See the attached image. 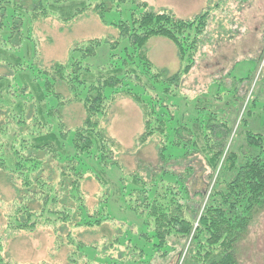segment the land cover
<instances>
[{
    "label": "trees",
    "instance_id": "1",
    "mask_svg": "<svg viewBox=\"0 0 264 264\" xmlns=\"http://www.w3.org/2000/svg\"><path fill=\"white\" fill-rule=\"evenodd\" d=\"M228 1L245 4L250 0ZM129 2L0 0V183L15 191L6 227L13 233L34 232L43 225L53 228L56 247L70 249V264H93L87 257L91 252L110 264H144L147 253L139 243L122 246L127 233L152 246L155 258H167L189 243L182 264H239L242 237L264 208V132L246 130V153L234 150L224 156L221 146L225 134L232 135V131L225 122L216 133L215 122L220 118L213 108L220 98L200 95L195 109L206 119L197 117L191 125L179 122L173 102L189 101L181 86L196 66L197 56L212 44L209 36L214 38L218 31L209 34L211 20L227 0H210L193 19L178 18L168 10L155 12L148 3L132 0L136 9L131 19L113 25L118 32L115 39L80 42L72 47L66 63L45 66L40 58L33 36L35 23L56 19L71 24L92 13L107 25V14L121 11ZM152 38L175 45L182 65L179 72L169 74L156 68L147 48ZM235 65L226 81L232 82L229 77ZM61 86L69 96L61 94ZM123 97L132 99L143 113L144 131L136 144L160 140L161 167L124 169L121 145L103 126L113 105ZM253 98L249 104L253 101L255 106ZM74 103L84 107L86 118L82 126L71 130L63 112ZM245 122L242 118L241 123ZM169 148L183 151L182 156L171 155ZM199 154L212 177L217 174V182L208 201L197 209L196 199L207 200L204 193L192 191L196 168L190 158ZM174 163L182 165L183 171L169 169ZM114 168L121 172L115 182L109 173ZM87 178L105 190L93 210L87 206L84 191ZM110 202L133 213L144 233H137L138 226L133 225L127 233L104 242V252L98 243L87 244L76 233L120 225L109 213ZM120 246L127 256H105L107 250L118 251ZM0 264L8 263L0 257Z\"/></svg>",
    "mask_w": 264,
    "mask_h": 264
},
{
    "label": "rangeland",
    "instance_id": "2",
    "mask_svg": "<svg viewBox=\"0 0 264 264\" xmlns=\"http://www.w3.org/2000/svg\"><path fill=\"white\" fill-rule=\"evenodd\" d=\"M130 1L121 7V11L113 10L107 14V25L92 13L84 15L71 24H64L56 19H46L35 23L33 36L37 41L43 64L48 66L53 62L66 63L70 50L80 42L92 39H115L118 32L113 25L130 20L133 10L136 9L132 0ZM140 1L148 3L151 10L155 12L172 11L182 19L195 18L210 4H207L206 0ZM216 31L218 32L214 38L209 36L212 44L204 48L197 56L196 66L181 86L182 93L189 97V101L177 99L173 102L178 107L179 122L186 121L191 125L197 117L204 121L206 119L204 114L197 115L196 99L200 95L209 99L219 97L213 108V111L217 113V120L220 118L219 122H215L218 126L215 129L216 133L222 131L219 126L220 123L225 122L229 123L232 131V135L225 134L226 137L221 146L224 156L234 150L246 153V130L251 129L255 133L264 132V0H250L245 4L227 0L221 11H217L211 20L209 34H214ZM147 48L152 62L159 70L167 71L169 74L181 70L178 51L172 42L164 38H152ZM234 63L236 65L229 77L232 82L226 81L228 70ZM2 72L0 70V74ZM219 82L228 83L229 86H220ZM59 88L62 95L69 96V91L65 87ZM207 90L209 93L205 94ZM252 98L257 99L255 106L252 104L253 101L249 104ZM63 114L64 122L71 130L82 126L86 118L85 109L79 103L70 105ZM242 118L246 120L243 124ZM103 126L108 135L120 143L122 148L119 152L120 160L127 172H133L143 166L153 169L161 167L157 150L159 139H154L145 146L136 144V139L144 131V118L141 108L132 99L120 98L111 108ZM168 152L176 157L183 154V151L174 148H169ZM190 159V164L196 168V182L192 191L204 193L206 200L216 185L217 174L212 177L213 172L201 154L194 155ZM169 169L176 173L183 171L182 165L177 166L175 163L170 165ZM109 173L111 181L114 182L121 175L117 168ZM84 191L87 196V206L90 210L95 209L98 199L105 190H102L96 181L87 178L84 182ZM14 195L13 189L5 183H0V257L8 264H70L68 261L70 249L67 246L56 247L57 238L53 228L43 225L34 232L20 233H13L7 229L6 215L13 209ZM196 200H199L197 209L208 201L207 199L203 202L200 197ZM120 205L112 202L108 205L109 213L111 212L120 225L107 224L97 232L86 234L81 231L76 233V236L82 235L81 240L87 244L98 243L100 251L105 252L104 242L112 241L116 235H123L124 231L127 233L133 225L138 226L137 233H144L141 221L133 213L121 211ZM123 222L127 224L124 226ZM123 236L122 246H125L127 242L136 245L139 243V246L147 253L144 264H182L189 246L187 243L184 250L183 245L179 246L167 258H155V250L152 246L139 242L138 237L130 233ZM120 247L118 251L107 250L105 256L115 259L127 256V252H124L125 248L121 247L122 250H120ZM87 254L89 261L93 264H110L101 261L103 259L97 252L96 255L94 252ZM237 255L239 264H264V208L259 209L254 216L246 234L242 237Z\"/></svg>",
    "mask_w": 264,
    "mask_h": 264
},
{
    "label": "crops",
    "instance_id": "3",
    "mask_svg": "<svg viewBox=\"0 0 264 264\" xmlns=\"http://www.w3.org/2000/svg\"><path fill=\"white\" fill-rule=\"evenodd\" d=\"M206 2H207V4H208V3H210V0H206ZM208 5H209V4H208ZM208 5H207V7H208ZM205 9H206V8H205Z\"/></svg>",
    "mask_w": 264,
    "mask_h": 264
}]
</instances>
